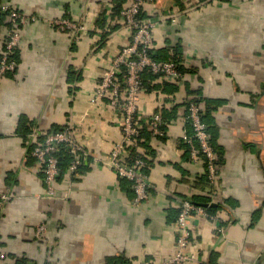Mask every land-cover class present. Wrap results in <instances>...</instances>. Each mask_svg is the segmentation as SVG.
Masks as SVG:
<instances>
[{"label":"crops","instance_id":"1","mask_svg":"<svg viewBox=\"0 0 264 264\" xmlns=\"http://www.w3.org/2000/svg\"><path fill=\"white\" fill-rule=\"evenodd\" d=\"M132 0H0V56L8 3L35 20L20 26L17 68L0 77V212L2 264H161L176 252L180 201L193 197L217 219H191L189 264H264V0H154V47L182 56V83L147 78L138 102L142 133L130 148L144 154L151 196L132 203V183L107 163L123 138L119 116L95 87L131 39L121 11ZM84 19L100 31L75 34L52 24ZM203 109L217 148L219 177L209 178L187 137L186 100ZM167 119L164 137L149 117ZM72 125L86 161L63 171L57 197H45L44 171L32 154L51 131ZM40 132V135L36 133ZM45 225L39 232L38 226Z\"/></svg>","mask_w":264,"mask_h":264},{"label":"built area","instance_id":"2","mask_svg":"<svg viewBox=\"0 0 264 264\" xmlns=\"http://www.w3.org/2000/svg\"><path fill=\"white\" fill-rule=\"evenodd\" d=\"M154 0H132L122 9L120 15L122 21L131 29L132 36L107 64L102 79L97 83L94 93L97 99L108 98L115 107L119 116V123L123 130V138L116 143L107 163L119 177L132 181L135 191L132 203L140 206L150 196L152 182L146 172L147 161L143 156L133 153L130 143H135L142 133V121L138 110V102L145 90L143 73L146 68L159 75L160 79L182 83L186 74L182 72L178 63L174 60H158L152 54L154 47V31L157 19L142 17L146 5ZM2 12H8L11 26L6 28V39L3 52L0 56V77L14 71L17 61L11 58L15 50L21 44L20 26L35 20L27 14L11 7L8 3L1 6ZM52 24L61 30H68L75 34L76 40L87 33L89 29L100 31L94 23H87L84 19L60 17L52 20ZM187 121L192 125V133L187 137L189 150L194 159H199L200 152H204L207 158L209 178L212 183H217L219 169L216 163L217 153L211 143L208 125L203 117V110L197 101L188 103ZM150 127L156 136H164L166 121L160 111L155 112L149 118ZM40 135V132L36 133ZM66 145L71 155V163L67 172L74 173L86 161L81 140L76 135V129L72 125H65L59 129L51 130L44 135V140L36 143L32 154L42 165L44 171V196L57 197V182L62 175L60 165V152ZM11 195L0 192V212L5 207ZM205 216L216 220L217 216L198 203L191 197L180 201L179 213L176 221L178 230L176 252L161 264H189L198 260V253L192 250V225L191 219L196 216ZM39 232L45 230V225L38 226ZM4 254H0V264Z\"/></svg>","mask_w":264,"mask_h":264},{"label":"trees","instance_id":"3","mask_svg":"<svg viewBox=\"0 0 264 264\" xmlns=\"http://www.w3.org/2000/svg\"><path fill=\"white\" fill-rule=\"evenodd\" d=\"M6 14H7V16H8V18H9V15H8V12H5ZM141 16L142 17H147V15H146V12L145 11H143L142 13H141ZM11 26V22L9 21V19H8V23H7V28L8 27H10ZM18 50L19 49H17V50H15V52L11 55V58H13V59H15L16 61H17V55H18ZM152 54L154 55V57L156 58V59H158V60H174V61H176L177 63H178V66H179V68H180V70L182 71V72H184V73H187V71H188V68L183 64V62H182V56L179 54V53H176L175 55H173V56H171V57H166V56H162L161 54H159V51L157 50V49H154V50H152ZM18 62V61H17ZM16 70V69H15ZM149 77H151V78H159L160 79V77H159V75H157V74H155V73H153L152 71H151V69L150 68H146L145 69V71H144V73H143V80H144V87H146V81H147V78H149ZM196 101L195 99H189V100H186V103H187V111H188V103L190 102V101ZM198 102V101H197ZM199 103V102H198ZM203 110V109H202ZM205 115H204V112H203V117H204ZM163 117H164V121H166L167 122V119L165 118V116L163 115ZM150 118V117H149ZM204 120H205V118H204ZM149 125H150V123H149ZM164 127V129L166 128V125H164L163 126ZM60 128V127H59ZM58 128V129H59ZM166 130V129H165ZM208 131H209V128H208ZM192 133V132H191ZM160 137V136H159ZM162 137V136H161ZM164 137V136H163ZM211 139V138H210ZM211 143H212V145H213V147H214V150L216 151V153H217V148H216V146L214 145V143H213V141L211 140ZM189 146V145H188ZM190 151V150H189ZM133 153H135L136 155H140V156H143L144 158H145V156H144V154L143 153H141V152H138V151H136V150H133ZM58 155H59V157H60V165H61V167H62V173H63V171H65L66 170V168L70 165V163H71V155L69 154V152H68V149H67V147H66V145H63L62 146V148H61V150H60V152L58 153ZM200 157H203L204 158V160H205V162L207 163V158H206V156H205V153L204 152H200ZM146 161H147V159H146ZM218 157L216 158V163H218ZM147 166V165H146ZM145 170H146V172L148 173V171H147V167H145ZM149 174V173H148ZM131 183H132V181L131 180H129ZM192 199L196 202V203H198V204H200V205H202L201 203H200V201L198 200V199H196V198H193L192 197ZM208 210H209V212H213V211H211V210H213V208L211 207V206H205ZM178 213H179V211H178ZM9 264H36V263H34V262H32V261H30L29 259H26V258H21V257H12V261L9 263Z\"/></svg>","mask_w":264,"mask_h":264}]
</instances>
